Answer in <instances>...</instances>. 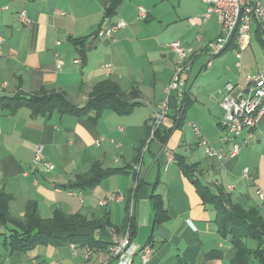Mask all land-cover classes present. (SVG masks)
Instances as JSON below:
<instances>
[{
  "label": "crops",
  "instance_id": "0c3cea01",
  "mask_svg": "<svg viewBox=\"0 0 264 264\" xmlns=\"http://www.w3.org/2000/svg\"><path fill=\"white\" fill-rule=\"evenodd\" d=\"M140 7L147 11L146 18L139 17ZM22 10L31 19L27 25L19 21ZM206 12L202 0H0V95L29 96L46 89L64 91L73 103L82 104L92 88L106 80L140 93V104L129 114L107 108L95 120L58 112L33 115L25 106L15 112L0 107V190L12 195L11 213L24 216L29 202L37 204L43 218H52L57 209L81 213L95 223L80 232L98 240L88 259V246L75 243L11 252L5 245L6 227L0 239V264H116L109 247L114 233H124L130 220L136 244L153 246L148 264H231L233 247L219 235L215 211L203 203L194 180L263 212L257 190L264 191V114L254 139L225 159L205 153L192 124L215 148L224 146L227 131L219 105L224 85L247 84L252 75L242 76L243 54L252 40L263 50L264 42L253 32L240 68L232 52L214 63L206 47L220 35L221 24L217 14L205 16ZM105 18L127 23L115 39L97 34ZM173 41L200 53L187 74L185 92L173 93L170 112L154 137L148 128L174 72ZM230 49H236L234 43ZM234 62L239 74L226 66ZM39 145L53 170L33 162ZM231 148L227 143L226 149ZM181 159L199 170L185 174ZM95 163L119 171L92 188H69L77 174ZM245 167L252 180L244 177ZM120 193L121 201L100 204L108 195ZM153 193L161 197L167 215L159 224ZM214 252L221 254L208 257ZM134 262L142 264L139 255Z\"/></svg>",
  "mask_w": 264,
  "mask_h": 264
},
{
  "label": "trees",
  "instance_id": "16d2710c",
  "mask_svg": "<svg viewBox=\"0 0 264 264\" xmlns=\"http://www.w3.org/2000/svg\"><path fill=\"white\" fill-rule=\"evenodd\" d=\"M139 96L140 93L136 88L126 91L119 83L106 80L96 84L82 104L73 103L64 91L41 89L29 96L20 93L12 96L0 95V107L15 112L18 108L25 106L33 115L49 117L58 112L95 120L107 108L113 109L118 114H129L140 104ZM160 127L156 129L154 137H158ZM151 128L150 125L148 128L150 133ZM179 164L185 174H194L199 170L196 164L187 163L184 159L179 160ZM118 171V168H103L95 163L89 171L77 174L68 186L76 190L92 188ZM194 184L203 203L215 211L213 222L219 235L227 239L233 247L231 264H264V216L261 210L256 207L247 208L235 202L224 191L213 190L211 186L202 183L199 179L194 180ZM137 187L138 185L136 189ZM11 199L12 195L2 188L0 190V236L3 235V228L8 227L9 233L6 236L5 245L11 252L27 251L40 244L55 246L75 243L91 248L98 246V240L92 234L80 232L81 229L95 223L83 214H69L57 209L52 218H43L37 204L29 202L24 216L16 217L9 208ZM152 203L155 224L167 220L161 197L153 193ZM129 226L134 237L136 229L133 220H130ZM220 254L214 252L208 257Z\"/></svg>",
  "mask_w": 264,
  "mask_h": 264
},
{
  "label": "built area",
  "instance_id": "2783aa9c",
  "mask_svg": "<svg viewBox=\"0 0 264 264\" xmlns=\"http://www.w3.org/2000/svg\"><path fill=\"white\" fill-rule=\"evenodd\" d=\"M207 4L205 16L211 13L218 15L221 24L220 35L210 41L206 47V53L209 56H217L234 43L237 48V66L241 67L242 53L251 44L253 32H258L261 40L264 42V5L261 0H202ZM139 17L146 18L147 11L139 8ZM19 21L27 25L31 22L25 10L19 12ZM127 23L123 19L109 22L105 18L99 29L98 36L102 38L115 39L117 34L126 27ZM59 43V42H58ZM176 55L174 72L171 80L166 87V98L163 103L152 110V134L161 126L168 116L171 108V98L174 92H185L187 85V74L191 69V64L200 51H196L192 46H186L180 41H173L170 44ZM211 60V59H210ZM78 61V60H76ZM58 65L62 62L58 61ZM208 65H211L209 61ZM110 70L111 65H106ZM247 84L241 86L228 81L223 88L222 97L219 105L223 111L222 126L227 131L224 146L215 148L210 141L203 136L200 128L193 123L194 131L199 136V144L208 155H213L219 159L233 157L239 153L242 145L250 143L254 139L255 128L264 114V70L246 78ZM242 140H239V138ZM227 143L232 145L227 150ZM33 162L44 170H53L54 165L44 158L43 146L39 145L35 151ZM243 175L246 179L252 180L249 167L243 169ZM136 184L135 187L136 188ZM232 188V186H229ZM257 195L264 203V191L257 190ZM123 194L108 195L100 201V204L106 205L112 200L121 201ZM264 216V214H263ZM94 249L88 247L85 251V258L91 257ZM110 258L116 260V264H137L134 257L139 255L142 264H148L153 254V246L146 243L139 246L133 239L131 227H127L124 233H114L112 243L109 247ZM38 264V263H33Z\"/></svg>",
  "mask_w": 264,
  "mask_h": 264
},
{
  "label": "rangeland",
  "instance_id": "374dc122",
  "mask_svg": "<svg viewBox=\"0 0 264 264\" xmlns=\"http://www.w3.org/2000/svg\"><path fill=\"white\" fill-rule=\"evenodd\" d=\"M231 52L236 57L237 48L235 50L234 49L227 50L222 55L219 54L217 56H209L208 58L212 59L214 61V63H215L216 62V59L218 57L223 56L225 54L228 55ZM243 56H244L243 59H242V62H243V67H242V69H243L242 71L243 72H242V76L243 77L244 76H247V75H255L261 69H264V50L260 46V43L256 39L252 40L251 46L244 52ZM236 61H238V59H236ZM235 64H236L235 62L234 63H228V65H226V66L232 67L233 70H235L236 73L239 74L238 67ZM214 67H215V65H214ZM262 214H264V211L262 212ZM0 239L3 240L4 237L3 236H0Z\"/></svg>",
  "mask_w": 264,
  "mask_h": 264
},
{
  "label": "water",
  "instance_id": "95a60500",
  "mask_svg": "<svg viewBox=\"0 0 264 264\" xmlns=\"http://www.w3.org/2000/svg\"><path fill=\"white\" fill-rule=\"evenodd\" d=\"M98 32V31H97Z\"/></svg>",
  "mask_w": 264,
  "mask_h": 264
}]
</instances>
